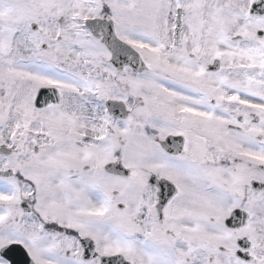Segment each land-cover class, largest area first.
I'll use <instances>...</instances> for the list:
<instances>
[{
	"label": "snow or ice",
	"instance_id": "obj_1",
	"mask_svg": "<svg viewBox=\"0 0 264 264\" xmlns=\"http://www.w3.org/2000/svg\"><path fill=\"white\" fill-rule=\"evenodd\" d=\"M0 264H264V0H0Z\"/></svg>",
	"mask_w": 264,
	"mask_h": 264
}]
</instances>
